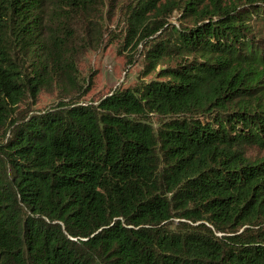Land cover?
Listing matches in <instances>:
<instances>
[{
	"label": "trees",
	"instance_id": "16d2710c",
	"mask_svg": "<svg viewBox=\"0 0 264 264\" xmlns=\"http://www.w3.org/2000/svg\"><path fill=\"white\" fill-rule=\"evenodd\" d=\"M188 3L131 40L152 76L32 109L103 0H0V264H264V0Z\"/></svg>",
	"mask_w": 264,
	"mask_h": 264
},
{
	"label": "rangeland",
	"instance_id": "374dc122",
	"mask_svg": "<svg viewBox=\"0 0 264 264\" xmlns=\"http://www.w3.org/2000/svg\"><path fill=\"white\" fill-rule=\"evenodd\" d=\"M140 0H103L100 13L89 19H78V23L70 30L71 39L66 35L60 38L73 48V65L76 67V76L71 79L63 77L64 84H54L48 89H42L36 96L35 103L31 99L27 102L33 109L44 108L54 103L63 91L74 90L80 96V100H96L105 95L115 87H126L132 85L137 79L149 78L154 71L148 73L145 68V55L149 43L154 41L155 29L146 39L135 47L132 42L137 37L142 25L157 24L158 21L167 20L173 25L190 22L186 16L188 10L178 8L188 1V7H196L201 2H212L217 0H173L167 1L166 9L139 12L137 5ZM163 0H157L159 2ZM237 2L238 0H220ZM139 12V13H138ZM76 21V20H75ZM147 25V24H146ZM52 28V25H49ZM136 35H132L133 31ZM256 37L264 36L262 23L255 24ZM132 40V42H131ZM56 44V43H55ZM52 46H55L54 43ZM160 62L155 70L162 67ZM155 120V117L152 118ZM260 152L255 147H245L244 155L253 159Z\"/></svg>",
	"mask_w": 264,
	"mask_h": 264
}]
</instances>
